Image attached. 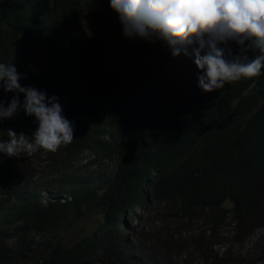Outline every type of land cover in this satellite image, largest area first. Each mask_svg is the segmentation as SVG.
<instances>
[{"label": "trees", "instance_id": "1", "mask_svg": "<svg viewBox=\"0 0 264 264\" xmlns=\"http://www.w3.org/2000/svg\"><path fill=\"white\" fill-rule=\"evenodd\" d=\"M94 1L0 0V63L14 65L22 87L57 97L73 126L54 153H0V264H264V237L254 238L264 232V69L205 92L189 46L176 115L125 128L120 82L82 23ZM30 45L47 53L43 75L19 71ZM220 47L241 54L234 41ZM16 95L0 88L5 107ZM37 129L20 108L0 121V141ZM85 152L93 170L80 164Z\"/></svg>", "mask_w": 264, "mask_h": 264}, {"label": "clouds", "instance_id": "2", "mask_svg": "<svg viewBox=\"0 0 264 264\" xmlns=\"http://www.w3.org/2000/svg\"><path fill=\"white\" fill-rule=\"evenodd\" d=\"M110 6L118 13L126 36L165 40L173 56L179 55V65L181 51L187 55V48L197 45L194 63L204 73L199 86L205 92L221 89L226 82L257 77L264 69V0H110ZM228 41L242 46L240 55L226 57V49L220 45ZM246 41L249 44L244 48ZM248 51L258 54L250 59L245 54ZM227 52L230 56L231 50ZM189 74L187 70V77ZM21 78L14 65L0 63V88L17 94L7 107L0 100V121L22 108L26 115L36 118L38 129L32 140L24 133L8 130V140L0 141V153L9 157L32 155L38 149L54 153L70 144L72 122L62 115L57 97L22 87Z\"/></svg>", "mask_w": 264, "mask_h": 264}, {"label": "rangeland", "instance_id": "3", "mask_svg": "<svg viewBox=\"0 0 264 264\" xmlns=\"http://www.w3.org/2000/svg\"><path fill=\"white\" fill-rule=\"evenodd\" d=\"M82 23L99 44L97 56L101 67L120 82L115 101L121 107V123L125 128L135 121L152 126L176 115L187 96L189 81L187 70L178 63L179 55L173 56L165 40L126 36L110 0L89 3L83 11ZM19 58V71L23 75L40 76L49 68L47 53L36 45L25 47ZM120 133L127 137L126 131ZM87 154H82L80 164L93 170L94 166L87 164L90 158ZM104 167L109 168L110 164L104 163ZM258 236L264 237V232L258 231L254 238Z\"/></svg>", "mask_w": 264, "mask_h": 264}]
</instances>
